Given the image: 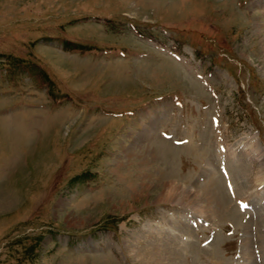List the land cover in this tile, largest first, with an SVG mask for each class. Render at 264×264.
<instances>
[{"label":"rangeland","instance_id":"1","mask_svg":"<svg viewBox=\"0 0 264 264\" xmlns=\"http://www.w3.org/2000/svg\"><path fill=\"white\" fill-rule=\"evenodd\" d=\"M260 1L0 0V264L257 254Z\"/></svg>","mask_w":264,"mask_h":264},{"label":"bare ground","instance_id":"2","mask_svg":"<svg viewBox=\"0 0 264 264\" xmlns=\"http://www.w3.org/2000/svg\"><path fill=\"white\" fill-rule=\"evenodd\" d=\"M262 1H260V0H255V2H254V4L255 5H257L258 6V3H261ZM263 4V3H262ZM219 168L222 170V172L223 171H227V173H228V171H229V168L226 166V164L225 165H223V164H219ZM247 167L245 166L244 167V170L246 171L247 169H246ZM219 171V170H218ZM220 173H221V171H219ZM216 175V173H210L208 176H210V175ZM223 174V173H222ZM218 175V174H217ZM216 175V176H217ZM216 176H214V177H212L210 180H213V181H210L211 183H212V185L209 183V184H207V187H208V189H207V195H205L206 197V201L209 203L208 204V207H210L211 206V208H213L214 210H215V212H214V214H215V216L216 215H221V214H223V212L226 210L225 209V205H224V201L220 198V197H217V194H216V188H215V186L217 185V183L219 182V179L216 177ZM228 176H230V174L228 175ZM225 178V177H224ZM217 179V180H216ZM215 181H217V182H215ZM230 183V182H229ZM219 185V184H218ZM222 185V184H221ZM221 188V187H220ZM236 188V187H235ZM176 190H178L177 189V187H174V186H169V188L167 189V193L168 194H170V195H172L173 193H175V194H177V192H176ZM223 195H224V193H222ZM196 200H199V198H198V194L196 195ZM247 199V198H246ZM244 200L245 202H241V208H243V213H246L247 212V210H252L254 207H256V208H261V207H263V206H254L253 207V205H252V203L249 201V202H247V200ZM226 200H227V198H226ZM206 202V203H207ZM236 206V205H235ZM199 210H204L203 208H201V205L199 206ZM229 210V209H228ZM259 210V209H258ZM261 210V209H260ZM252 211H254V209L252 210ZM252 211H251V213H252ZM257 212V211H256ZM239 213V212H238ZM242 213V214H243ZM249 214V213H248ZM227 215H229L228 213H227ZM233 215V214H232ZM228 216V217H233V216ZM237 215V214H236ZM257 215V214H256ZM239 216H240V213H239ZM251 216V215H250ZM237 217H238V215H237ZM241 217V216H240ZM260 217V216H259ZM243 218V217H242ZM256 218V217H255ZM232 219V218H231ZM240 219V218H239ZM234 220V219H233ZM258 220H260L259 218H258ZM197 221V220H196ZM226 221V220H225ZM237 221H238V218H237ZM245 222V221H244ZM259 223L261 224V221H255L253 218H252V220H251V222L249 223V226H251L250 228L252 229V232L256 229V227L259 225ZM197 224V223H196ZM238 224V223H237ZM248 224V223H247ZM264 226V225H263ZM239 228V227H238ZM263 231V230H262ZM254 233H255V231H254ZM257 235V237H256V240H257V242L259 243V249L260 250H258V252H257V254L258 255H260V256H263V259H264V234L263 233H259V234H256ZM218 237V236H217ZM222 237V236H221ZM241 238V237H240ZM211 241V240H210ZM225 241V240H224ZM248 241H250V240H248ZM253 244V243H252ZM211 247H212V245H211ZM257 250V249H256ZM238 254H239V252H238ZM254 251H250V249H248L246 252H241L240 251V254H239V256L237 257V259H236V263L235 264H259V260L260 259H258L259 258V256L257 255ZM263 262V261H262ZM220 263V262H219ZM218 264V263H217ZM225 264V263H224Z\"/></svg>","mask_w":264,"mask_h":264},{"label":"snow or ice","instance_id":"3","mask_svg":"<svg viewBox=\"0 0 264 264\" xmlns=\"http://www.w3.org/2000/svg\"><path fill=\"white\" fill-rule=\"evenodd\" d=\"M231 187H232L231 184H229V188H230V189H231Z\"/></svg>","mask_w":264,"mask_h":264}]
</instances>
